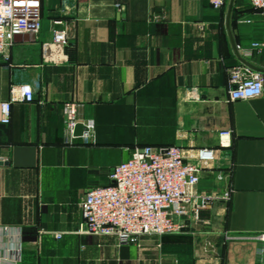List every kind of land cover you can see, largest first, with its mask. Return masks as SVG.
<instances>
[{
  "label": "crops",
  "instance_id": "crops-1",
  "mask_svg": "<svg viewBox=\"0 0 264 264\" xmlns=\"http://www.w3.org/2000/svg\"><path fill=\"white\" fill-rule=\"evenodd\" d=\"M227 4L41 0L39 32L16 36L0 60V102L14 84L33 90L0 123V264H264V243L237 237L264 232V84L257 98H227L228 73L240 64ZM229 26L238 54L264 69V12L233 0ZM62 28L66 47L51 42ZM252 43L260 47L243 57ZM69 111L75 123L93 124L94 142L65 141ZM145 145L218 150L213 167L222 172L203 171L198 185L230 189V200L212 205L210 226L190 227L197 241L119 245L80 232L85 192L107 185L111 168ZM180 245L191 252L182 262Z\"/></svg>",
  "mask_w": 264,
  "mask_h": 264
},
{
  "label": "built area",
  "instance_id": "built-area-1",
  "mask_svg": "<svg viewBox=\"0 0 264 264\" xmlns=\"http://www.w3.org/2000/svg\"><path fill=\"white\" fill-rule=\"evenodd\" d=\"M246 1L254 10L264 12V0ZM208 2L215 10L226 4V0ZM40 28L41 0H0V60H7L16 36L37 34ZM51 42L66 47V30H53ZM259 47L260 44L252 43L249 49L240 51L247 58L252 49ZM263 84V76L239 64L228 73L227 98L230 102L257 98L263 93ZM32 100L30 85H12L8 99L0 102V123H9L13 103ZM75 124L69 111L64 132L70 139L65 135L66 142L71 143ZM84 126L86 130L81 139L94 142L93 124L87 122ZM219 137L220 147L228 146V132L220 133ZM217 152L210 147H199L187 153L174 145L133 146L128 151V158L111 168L107 185L85 192L80 232L111 236L119 245H125L138 244L139 237L144 235L162 237L182 233L186 228L185 221H188V229L195 224L209 225V209L217 200L227 201L231 191L226 189L217 195L201 190L198 185L203 171L222 172L213 167ZM256 239L264 243V232Z\"/></svg>",
  "mask_w": 264,
  "mask_h": 264
},
{
  "label": "rangeland",
  "instance_id": "rangeland-1",
  "mask_svg": "<svg viewBox=\"0 0 264 264\" xmlns=\"http://www.w3.org/2000/svg\"><path fill=\"white\" fill-rule=\"evenodd\" d=\"M230 195H231V191H230ZM230 195H229V198H228V200L227 201H225L224 203H228L229 202V200H230ZM210 220V219H209ZM207 226H210V224L209 225H207ZM185 233V234H184ZM190 233V229H188L187 231H184V232H182V233H177V234H170V235H167V236H185L186 238H188V239H184V240H187L188 242H189V244L190 243H192V242H195V241H197L198 240V236H196V238H192V235H187V234H189ZM261 233H263V232H261ZM261 233H258V234H261ZM258 234H255V235H239V236H237V237H239V238H250V239H256V237H257V235ZM236 236H235V234H233V235H231V234H225L224 235V237L223 238H225V240H232L233 238H235ZM160 238L161 237H156V236H150V235H144V236H140L139 237V240L138 241H140V240H145V244H148L149 246L150 245H153L154 246V244L156 245V243L160 240ZM261 242V241H260ZM189 246V245H188ZM190 247H183L182 245H180V247L179 248H177V250H176V257H177V259L180 261L181 260V262L184 260V259H188L189 257H190V255H191V252H190V249H189ZM261 250H263V249H260V251ZM180 264V263H179Z\"/></svg>",
  "mask_w": 264,
  "mask_h": 264
},
{
  "label": "water",
  "instance_id": "water-1",
  "mask_svg": "<svg viewBox=\"0 0 264 264\" xmlns=\"http://www.w3.org/2000/svg\"><path fill=\"white\" fill-rule=\"evenodd\" d=\"M232 5H233V0H228V4H227V9H226V14H225V29H226V33L227 36L229 38V42L233 51V54L235 56V58L237 59V61L248 67L249 69L259 73L261 76H264V69L263 68H258L256 66H253L251 63H249L247 60H245L244 58H242L235 47V44L233 42L232 36H231V32H230V26H229V18H230V12L232 9ZM86 130L84 124L82 123H76L74 128H73V135L74 136H81L82 133ZM184 224L186 225V228H184L183 231H187L188 230V221H185Z\"/></svg>",
  "mask_w": 264,
  "mask_h": 264
},
{
  "label": "trees",
  "instance_id": "trees-1",
  "mask_svg": "<svg viewBox=\"0 0 264 264\" xmlns=\"http://www.w3.org/2000/svg\"><path fill=\"white\" fill-rule=\"evenodd\" d=\"M165 236H167V235H165ZM165 236H162V237H165Z\"/></svg>",
  "mask_w": 264,
  "mask_h": 264
}]
</instances>
